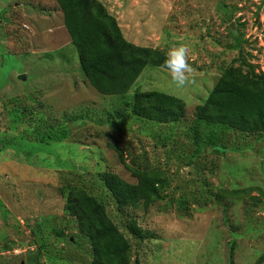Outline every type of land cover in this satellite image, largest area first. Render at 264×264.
Instances as JSON below:
<instances>
[{
    "label": "rangeland",
    "instance_id": "1",
    "mask_svg": "<svg viewBox=\"0 0 264 264\" xmlns=\"http://www.w3.org/2000/svg\"><path fill=\"white\" fill-rule=\"evenodd\" d=\"M99 1L135 44L165 55L188 45L194 83L178 88L167 69L147 65L127 94L101 95L80 69L55 0H0V264H90V245L64 209L73 188L104 204L125 235L131 216L152 233L129 239L138 264H228L230 253L236 264H256L264 254V132L232 130L223 152L194 154L191 126L224 67L247 60L264 71V0ZM151 89L182 98V119L134 115L133 92ZM41 101L47 125L65 139L39 141ZM79 112L88 116L70 119ZM131 167L157 172L164 198L120 214L100 172L136 182Z\"/></svg>",
    "mask_w": 264,
    "mask_h": 264
},
{
    "label": "trees",
    "instance_id": "2",
    "mask_svg": "<svg viewBox=\"0 0 264 264\" xmlns=\"http://www.w3.org/2000/svg\"><path fill=\"white\" fill-rule=\"evenodd\" d=\"M55 1L77 52L80 69L99 94L125 95L145 66L164 68L166 55L155 47L126 39L116 17L101 1ZM43 106L38 104L34 117L45 126ZM130 109L136 116L160 123L176 122L185 115L182 98L156 89L134 91ZM85 116L88 113L79 112L70 119L81 120ZM232 130L250 134L264 132V71L256 72L255 66L247 60L237 66L224 67L204 102L195 106L191 126L194 154L204 150L223 152L227 148V133ZM43 134L39 141L55 142L66 137L63 129L56 132V126L50 124ZM131 172L136 182H128L110 170L100 172V179L120 214L128 208H147L164 198V181L157 172L132 167ZM214 196L220 201L221 190ZM207 197L211 199L210 195ZM177 204L183 209L186 198L180 196ZM64 209L74 218L79 232L90 245V264H138L137 258L132 256L129 239L139 243L152 237L132 216L121 224L128 234L125 235L105 205L84 189L68 190ZM54 233L63 236L61 228ZM41 246L44 245L41 243ZM263 260L264 254L256 264ZM228 264H236L232 253Z\"/></svg>",
    "mask_w": 264,
    "mask_h": 264
},
{
    "label": "clouds",
    "instance_id": "3",
    "mask_svg": "<svg viewBox=\"0 0 264 264\" xmlns=\"http://www.w3.org/2000/svg\"><path fill=\"white\" fill-rule=\"evenodd\" d=\"M163 67L167 69L172 82L183 88L194 83V68L190 63V49L184 43L172 46L166 52Z\"/></svg>",
    "mask_w": 264,
    "mask_h": 264
}]
</instances>
